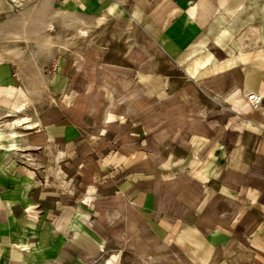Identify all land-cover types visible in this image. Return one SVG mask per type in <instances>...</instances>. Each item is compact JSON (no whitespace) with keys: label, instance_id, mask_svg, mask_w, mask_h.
Wrapping results in <instances>:
<instances>
[{"label":"crops","instance_id":"0c3cea01","mask_svg":"<svg viewBox=\"0 0 264 264\" xmlns=\"http://www.w3.org/2000/svg\"><path fill=\"white\" fill-rule=\"evenodd\" d=\"M11 1L14 2L0 0V14L13 10ZM132 2L145 19L146 30L155 36L169 60L180 66L176 75L194 82L186 89L196 84L243 116H224V126L215 119L210 125L212 132L204 124L202 129H193L194 142L204 144L190 170L191 183L198 193L192 200L189 196L185 199L182 184L180 216L173 209L172 191L158 193L164 187L159 182L166 184V177L158 184L156 176L151 175L130 183L135 196L130 205L127 202L128 214L123 215L125 222L133 226L129 248L139 258L143 253L146 256L156 252L158 245L165 251L179 244L182 251L197 250L196 258H182L175 252L156 255L163 264H264V100L259 109H254L246 99L253 92L264 97V0ZM88 7L90 11L98 10L95 4ZM1 19L0 15V28L5 27ZM22 54L0 52V122L9 114L10 118L31 114L29 120L23 121L30 125L16 129V139L34 149L73 156L79 162L97 158L104 151L88 138L84 124L77 118L74 97L68 93L71 86L88 93L96 81H102L97 84L95 101L101 102L102 96L109 99L105 123L111 124L108 122L120 102L125 109V123L137 140L156 131L160 124L166 125L170 108L186 107L178 95L185 89L174 87L173 72L157 70L152 61L137 74L120 65L107 64L93 69L95 81L87 76L86 65L81 63L75 71L80 84L72 82L69 57L59 56L53 64H39L32 57L25 63ZM133 57L139 63L145 55L134 52ZM174 102L179 105L172 106ZM142 118L148 120L137 121ZM252 128L259 140L254 148L255 160L248 152L251 143L247 147L246 142H241L244 148L238 151L237 144H231L240 136L250 141L251 137H247ZM150 138L148 135L145 143ZM6 139L13 137L2 134L0 141ZM218 143H228L229 148L215 147Z\"/></svg>","mask_w":264,"mask_h":264},{"label":"rangeland","instance_id":"374dc122","mask_svg":"<svg viewBox=\"0 0 264 264\" xmlns=\"http://www.w3.org/2000/svg\"><path fill=\"white\" fill-rule=\"evenodd\" d=\"M11 3L13 10L0 14L5 25L0 28V52L20 51L25 63L31 57L39 64H53L59 56L69 57L72 82L80 84L75 71L81 63L86 65L87 76L95 81L93 69L105 68L107 64L120 65L137 74L152 61L157 70L173 72L174 87L185 89L178 95L186 107L180 109L179 102H174L172 106L179 107L170 108L173 115L168 113L167 124H158L156 131L148 133L151 138L145 143L148 135L138 140L131 136L132 128H128L123 117L124 105L115 96L120 107L110 118L111 124L105 123L109 99L102 96L101 102L95 101L97 84L102 82L96 81L91 92L76 91L71 86L68 93L74 97L77 118L84 124L88 138L104 148L97 158L79 162L73 156L31 148L22 139L0 141V264H163L156 255L170 252L182 258H196L197 250L182 251L180 244L172 245L171 251L158 245L156 252L146 256L143 253L140 258L137 253L134 255L128 246L132 243L133 226L123 217L128 214L127 202L130 205L135 196L130 183L137 177L151 175L156 176L158 184L166 177V184L159 182L164 187L158 193L172 191L173 209L180 216L182 184L187 192L185 199L189 196L192 200L198 193L191 183L190 170L204 144L198 146L194 142L193 129H202L204 124L212 132L210 125L215 119L224 126L226 117L243 115L196 84L186 89L194 82L176 75L180 66L169 60L155 36L146 30L145 19L132 0ZM90 4L98 5V10L90 11ZM134 52L145 58L135 63ZM103 82L110 85L107 79ZM255 131L250 130V141L240 136L231 144H237L238 151L244 148L241 142H246L247 147L251 143L248 152L254 158L259 142L253 135ZM11 132L8 127L2 134L11 137ZM218 146L229 148L228 143L215 147ZM191 211L190 207V215Z\"/></svg>","mask_w":264,"mask_h":264},{"label":"bare ground","instance_id":"6f19581e","mask_svg":"<svg viewBox=\"0 0 264 264\" xmlns=\"http://www.w3.org/2000/svg\"><path fill=\"white\" fill-rule=\"evenodd\" d=\"M14 2H18L17 0H13ZM101 18H103V17H101ZM104 19V18H103ZM100 20H102V19H100ZM105 20V19H104ZM103 21V20H102ZM81 33L85 36V35H87V33L88 32H86L85 30H82L81 31ZM223 67L225 66V64H223L222 65ZM206 80V79H205ZM237 108V107H236ZM224 109H226V108H224ZM237 109H239V108H237ZM18 113V112H17ZM25 113H26V111H25ZM15 114V113H14ZM23 115V114H22ZM22 115H20V114H17V115H15L14 117H12V118H10V117H8V116H11V114H9V115H7V118H5L4 120H3V122H0V137L2 136V131L5 129V128H11L12 129V132H11V137H13V139H16V137H17V128L18 127H20V125L22 126V125H30V123H23V121H26V120H29L30 118H29V116L31 115H29V116H27L28 115V113H27V115H25V116H22ZM33 115V114H32ZM112 117V116H111ZM20 154H21V152H20ZM24 155V154H23ZM87 201V200H86ZM85 202V201H84ZM84 218V217H83ZM82 219V218H81ZM75 235L76 236H78V232H76L75 233ZM105 257V256H104Z\"/></svg>","mask_w":264,"mask_h":264},{"label":"built area","instance_id":"2783aa9c","mask_svg":"<svg viewBox=\"0 0 264 264\" xmlns=\"http://www.w3.org/2000/svg\"><path fill=\"white\" fill-rule=\"evenodd\" d=\"M246 99L254 109H258L262 106L264 97L259 93L253 92L248 93Z\"/></svg>","mask_w":264,"mask_h":264}]
</instances>
